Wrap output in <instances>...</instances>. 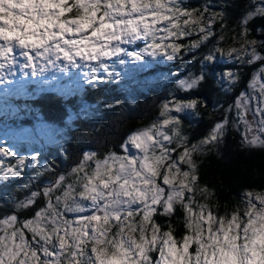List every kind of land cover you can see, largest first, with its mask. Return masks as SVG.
<instances>
[{"label": "snow or ice", "instance_id": "snow-or-ice-1", "mask_svg": "<svg viewBox=\"0 0 264 264\" xmlns=\"http://www.w3.org/2000/svg\"><path fill=\"white\" fill-rule=\"evenodd\" d=\"M232 5L0 0V126L5 120L15 125L7 132L0 127V207L11 206L0 214V264H264V191L244 190L242 207L222 213L211 203L214 191L201 182L197 159L216 148L230 126H242V145L264 149V39L258 38L264 37V0H247L234 25L228 23ZM148 57L198 64V72L176 80L183 92L211 76L228 93L243 68L258 67L233 103L218 106L222 118L195 142L182 116L199 115L206 101L174 90L157 118L131 130L119 150L83 152L66 171L42 163L38 149L21 150V140H40L49 125L37 118L24 127L32 105L18 98L56 95L70 128L81 117L123 106L121 100L92 103L83 94L86 86L121 79L112 58L124 66L146 64ZM221 61L233 67L217 71ZM53 172L41 187L40 178ZM9 185L16 188L8 191ZM25 210L32 214L21 219Z\"/></svg>", "mask_w": 264, "mask_h": 264}, {"label": "trees", "instance_id": "trees-1", "mask_svg": "<svg viewBox=\"0 0 264 264\" xmlns=\"http://www.w3.org/2000/svg\"><path fill=\"white\" fill-rule=\"evenodd\" d=\"M201 2L202 0H187L189 7H197ZM246 3L247 0H233V5L228 10L230 25L235 24L236 18ZM254 23L258 26L262 22L255 21ZM217 29L219 35V25H217ZM254 35L256 34L254 33ZM210 46L202 47L195 54L201 55ZM185 60H189V57H185ZM182 65L183 61L179 59L167 63H155L137 75L139 79L143 76L148 80L140 85L132 84L133 86L128 91L115 81L95 88L86 86L83 94L89 102L94 103L97 98L106 102L121 100L124 102L123 106L112 110L101 109L97 113L74 121L65 132L63 147H50L47 152L42 154L43 163H53L55 170L62 172L73 166L83 152L104 153L108 150H119V144L131 130L147 126L157 118L160 103L168 99L170 92L174 90L176 95L181 98L200 97L206 101L207 106L200 107L199 115L186 113L182 116L185 131L193 142L201 138L215 121L222 118L223 110L218 109V106H227L230 97L235 94L237 97L241 88L247 84L251 66L243 68L240 83L230 92L225 93L216 86L211 76L196 90L191 92L176 90L177 79L186 76L189 72H198L199 70L198 64L189 62L186 66ZM231 67H233L231 62L221 61L217 66V71ZM163 73L168 76L161 77L160 75ZM177 73L179 75H176ZM31 86L29 88H32ZM132 100L135 103H130ZM17 102L19 103L20 99ZM25 103L31 104V109L37 110L41 118L48 123L64 126L63 121L66 119V113L63 102L56 95L47 92L38 93L36 97L23 98V104ZM69 103L75 104V100H71ZM23 122L29 123L28 120H23ZM197 159L200 164L201 182L207 184L214 191L215 195L211 203H218L222 213L225 210L231 211L238 205L242 207L241 200L244 190L264 191V149L242 145L241 127L230 126L220 144L206 154L198 155ZM54 174V172L45 173L38 181L41 187L48 183ZM23 182L18 181L17 183ZM15 188L16 185H9L7 190L13 191ZM18 195L23 198L26 195L25 190L20 189ZM10 207V205L8 208L0 207V214L7 212ZM31 214L32 212L28 210L19 212L21 219L30 217ZM161 220L163 222L164 218ZM177 223L178 232L182 231V225L180 222Z\"/></svg>", "mask_w": 264, "mask_h": 264}, {"label": "rangeland", "instance_id": "rangeland-1", "mask_svg": "<svg viewBox=\"0 0 264 264\" xmlns=\"http://www.w3.org/2000/svg\"><path fill=\"white\" fill-rule=\"evenodd\" d=\"M139 46L142 47L143 45L140 44ZM127 47H129L131 49L133 46H127ZM110 62L116 63V65H117L116 71L121 73V79L119 81H115V82H117L122 87H125L126 90L128 91V90H130V87L133 86L132 84L140 85L145 80H148L146 77H143V76L140 79L137 77V75H139L141 72L150 68L155 63L160 64V63H167L169 61H167L166 59H164L162 57H158V58L148 57V61L146 64L142 63V62H131V61H129V63L127 65L121 66L118 64L116 58H112V60ZM160 76L166 77L168 75L166 73H163ZM31 87H34V85H32ZM23 98H25V97L18 98V99H20L19 104H21V105L23 104ZM30 111L32 112V114L30 116H23L22 117L23 126L27 127V128H31L34 124H37L38 123L37 118H39L40 120H43L37 110L30 109ZM23 120H28L29 123H24ZM11 122H12L11 120H5L3 125L0 126V127H2V130L4 132H7L10 129L15 127V125ZM20 122L21 121H17V123H20ZM48 125H49L48 130H46L45 134L41 137L40 140H37L36 142H32L30 140H21L20 141L21 150L22 151L23 150H31V149L35 148V149L40 150L43 154V153L47 152L50 147H60L61 148V146L63 145V141L65 139V132H66L68 127L59 126V125L51 124V123H48ZM241 128H242V126H241ZM42 158H43V155H42ZM42 158H41V161L43 163Z\"/></svg>", "mask_w": 264, "mask_h": 264}, {"label": "flooded vegetation", "instance_id": "flooded-vegetation-1", "mask_svg": "<svg viewBox=\"0 0 264 264\" xmlns=\"http://www.w3.org/2000/svg\"><path fill=\"white\" fill-rule=\"evenodd\" d=\"M261 39H264L263 37H261ZM258 67V65H252L251 66V69L249 68V70H250V74H249V78H248V80L247 81H249L250 80V77H251V75H252V73H253V70L255 69V68H257ZM248 83V82H247ZM247 85V84H246ZM246 85L244 86V87H242L241 88V90H244L245 88H246ZM236 95V94H235ZM232 96V97H230V99L228 100V102H227V105L228 104H231V103H233L234 102V100H235V98H236V96ZM231 99H232V101H231ZM231 101V102H230ZM215 113V112H214Z\"/></svg>", "mask_w": 264, "mask_h": 264}, {"label": "clouds", "instance_id": "clouds-1", "mask_svg": "<svg viewBox=\"0 0 264 264\" xmlns=\"http://www.w3.org/2000/svg\"><path fill=\"white\" fill-rule=\"evenodd\" d=\"M8 7H13L12 5H9Z\"/></svg>", "mask_w": 264, "mask_h": 264}]
</instances>
